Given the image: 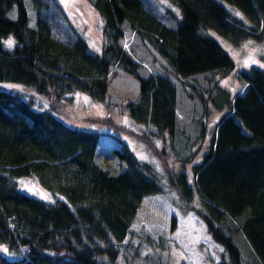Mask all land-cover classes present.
I'll return each mask as SVG.
<instances>
[{"label": "trees", "instance_id": "16d2710c", "mask_svg": "<svg viewBox=\"0 0 264 264\" xmlns=\"http://www.w3.org/2000/svg\"><path fill=\"white\" fill-rule=\"evenodd\" d=\"M90 1L102 22L98 52L89 48L57 0H29L32 24L23 0H0V243L18 254L0 256V264H122L116 260L120 246L124 264H171L150 261L132 239L124 241L143 196L163 191L153 164L138 159L121 140L111 151L126 167L109 173L94 159L101 131L69 125L53 104L35 106L32 97L2 86L22 83L57 102L71 100L73 91L102 99L111 68L119 66L138 81L137 97L126 100L128 115L170 134L179 132L176 85L165 73H137L140 63L118 41L125 23L174 75L211 74L206 87L185 80L183 88L201 101L205 117L212 109L218 112L214 130L201 159L191 166V178L182 168L170 170L169 180L185 207L222 244L226 257L213 264H248L244 257L264 264V70H241L245 87L231 93L214 73L222 76L234 61L215 37L201 30L209 27L234 43L249 35L261 37L264 0H226L250 23L218 0H161L174 18L171 24L142 0ZM13 5L15 17L9 14ZM9 38L11 48L5 43ZM195 124L194 139L201 142L205 123L197 118ZM28 174L54 196L45 199L22 189L16 179ZM195 194L200 196L197 205ZM170 225H175L173 216Z\"/></svg>", "mask_w": 264, "mask_h": 264}, {"label": "rangeland", "instance_id": "374dc122", "mask_svg": "<svg viewBox=\"0 0 264 264\" xmlns=\"http://www.w3.org/2000/svg\"><path fill=\"white\" fill-rule=\"evenodd\" d=\"M30 19L34 14L29 0H23ZM77 32L85 39L92 51L98 52L102 46L101 18L90 0H57ZM143 4L154 12L163 22L171 24L174 18L166 12V4L161 0H142ZM236 18L250 23L246 14L236 5L218 0ZM176 14L178 10L171 4ZM9 14L16 16V6L13 5ZM203 32L210 33L225 48L234 61V67L223 74L214 73L222 85L227 86L231 93L243 90L246 81L240 71H250L252 66L264 70V35L256 37L249 35L239 43H234L217 31L205 27ZM118 41L122 47L136 59L140 66L137 73H165L176 85V115L175 120L181 129L175 134L167 130H159L148 121H137L128 115L126 100L137 97V78L120 68L113 66L108 75V86L102 99H96L86 93L72 92L71 100L55 101L49 96L38 93L32 86L22 83H2L4 87H13L32 97L35 106L55 107L56 115L69 125L84 128H95L103 133L98 144L94 159L109 173H117L126 167L123 159L111 151V146L124 140L131 147L137 158L153 164L154 173L163 187L162 192L150 193L143 196L131 221L125 240L132 239V243L139 246L141 254H145L150 261L160 259L171 264H213L226 257L221 243L213 239L204 220L192 209L185 207L178 190L171 185L170 170L177 172L185 169L189 178L192 174V164L201 159V153L206 148V141L214 130L218 112L215 109L205 117L203 105L197 97H189L184 91V82L189 80L204 87L207 86V76L210 73H200L189 76H176L167 66L161 55L150 47L144 40L125 23L123 35ZM201 119L205 123L204 139L195 140V120ZM139 133V134H137ZM191 142V144H189ZM198 148L197 151H195ZM194 152L191 159H184L188 153ZM20 187L29 193L49 199L54 195L50 190L40 186L34 174L18 176ZM58 195V194H57ZM60 197L64 198L62 195ZM200 203L199 194H195L192 201ZM175 225L171 228V217ZM141 231L146 234H141ZM237 235L239 233L237 232ZM150 237V238H149ZM236 241L237 238L233 237ZM237 244L240 243L237 241ZM120 246L116 260L125 263V254ZM242 254L244 250L241 247ZM17 253L8 250L4 243H0V256L17 257ZM248 264L250 261L244 257Z\"/></svg>", "mask_w": 264, "mask_h": 264}, {"label": "snow or ice", "instance_id": "6c2138e0", "mask_svg": "<svg viewBox=\"0 0 264 264\" xmlns=\"http://www.w3.org/2000/svg\"><path fill=\"white\" fill-rule=\"evenodd\" d=\"M5 43H6L7 47H9V48H11L14 45V41L11 38H9ZM45 198H47V197H45Z\"/></svg>", "mask_w": 264, "mask_h": 264}, {"label": "crops", "instance_id": "0c3cea01", "mask_svg": "<svg viewBox=\"0 0 264 264\" xmlns=\"http://www.w3.org/2000/svg\"><path fill=\"white\" fill-rule=\"evenodd\" d=\"M41 186V185H40Z\"/></svg>", "mask_w": 264, "mask_h": 264}]
</instances>
